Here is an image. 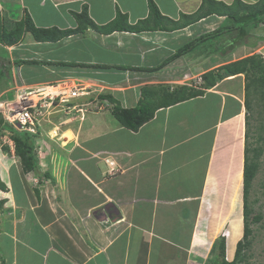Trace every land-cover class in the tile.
<instances>
[{
	"label": "crops",
	"instance_id": "obj_1",
	"mask_svg": "<svg viewBox=\"0 0 264 264\" xmlns=\"http://www.w3.org/2000/svg\"><path fill=\"white\" fill-rule=\"evenodd\" d=\"M149 1L0 0L1 28L28 17L40 31L38 37L28 31L13 44L0 42V97L18 75L28 85L78 76L94 89L104 88L92 98L110 104L100 95L111 94L122 107L134 106L146 84L183 85L177 82L194 64L170 77L167 64L142 69L156 67L190 41L194 47L168 69L184 55L199 53L190 57H198L191 85L200 89L206 72L200 71V44L206 47L200 35L216 29L224 16L192 20L202 0H152L159 14L146 22ZM84 8L97 26L119 12L122 24L133 28L77 31ZM263 26L250 29L251 43L205 53L208 62L215 60L207 67L217 70L249 56L262 41L257 31ZM243 97L244 75L236 73L216 80L202 95L157 108L136 131L106 118L109 106L68 115L49 133L65 149V155L47 153L52 174L39 167L25 171L17 156L0 151V264H205L219 237L233 257L243 231L236 207L243 181ZM61 125L66 130L60 129L59 141ZM55 126L45 123L44 131Z\"/></svg>",
	"mask_w": 264,
	"mask_h": 264
},
{
	"label": "trees",
	"instance_id": "obj_2",
	"mask_svg": "<svg viewBox=\"0 0 264 264\" xmlns=\"http://www.w3.org/2000/svg\"><path fill=\"white\" fill-rule=\"evenodd\" d=\"M260 6H256V4H246L241 0H233L230 5H226L221 1L216 0H202L200 4V10L192 17V20H197L199 18L205 17L211 13H215L219 16H224L223 21L219 24V26L209 33H203L200 35V41L212 42L215 40V45L219 43V48H224L221 52L226 53L228 50H234L237 46L245 45L249 42L251 38L250 29L259 25V22L264 20V2H261ZM149 8V16L144 20L150 21L151 17L158 16L159 12L156 5L152 0L148 2ZM239 10V11H238ZM122 16L119 12L116 14L114 20L103 27L97 26L90 18L87 17L86 8H84L83 12L79 14L77 17L78 20V28L77 31H82L88 26L91 28H100V30H106L108 32H112L113 30H126L124 28H130L127 30H131L133 26L126 27L124 24L120 23L119 17ZM23 21V20H22ZM21 21V22H22ZM14 24L12 29L4 30L0 27V42L2 44H13V42H17L20 39V36L24 35L26 32H31L38 35L40 32L38 29H35L32 22L28 17L24 19L22 23ZM136 30H141L140 27H135ZM232 32L231 35L228 32ZM106 32V33H108ZM221 36V40L216 42L217 36ZM228 35V36H227ZM38 37V36H37ZM254 37V36H252ZM255 38V37H254ZM257 38V37H256ZM227 41V42H226ZM194 47L193 41L186 43L180 49L176 50L173 54L166 57L159 65L152 68H144L142 70H156L170 61L174 60L178 56L184 54L188 50ZM211 52L215 53L211 46ZM216 49V48H215ZM254 59V55H249L244 58L229 62L227 64L219 66L217 70H209L202 75L203 83L200 85V89L195 88L192 85H175L173 89L170 87L163 85H144L141 87L140 97L137 103L134 106L130 107H122L117 100H114L111 94H102L101 98H108L112 103V113L114 117L126 128L136 131L138 130L146 121L152 118L154 112L157 108L168 106L189 98H192L197 95H202L204 90L209 88V86H213L216 80L222 79L227 75H234L236 73L246 74L245 65L249 60ZM23 61V60H21ZM27 62V60H24ZM23 61V62H24ZM3 66V65H2ZM244 69H242V67ZM123 69H139L138 67L131 66H122ZM223 71V73H222ZM222 73V74H221ZM262 80V77L256 78ZM205 88V89H201ZM244 90L246 91L244 98V106L246 110L252 109L255 99V95L264 96L262 91V86L259 81L246 83L244 86ZM251 95V96H250ZM259 98V96H258ZM262 98V97H261ZM250 99V100H249ZM248 115L246 116V119ZM3 129L9 130V138L13 141L14 154L19 158L20 165L25 171H38V161L36 158V147L34 143V138L36 134L29 133L27 131H19L10 125H6L2 123V119L0 117V134H3ZM247 130V129H246ZM247 138V135H246ZM5 147V146H4ZM7 148H3L4 151L8 152ZM254 151V150H253ZM248 145H245L244 149V162H243V189H242V199H243V232L241 239L236 243L235 247V255L234 260L227 262L224 258L225 253V240L223 237H219L216 241V246L220 250L222 254L221 264H235V260L238 259L241 250L248 244L249 236L252 233L249 215L251 213V209L248 205V194L251 188V182L253 177L256 174V171L259 167L258 156L260 150L255 149L254 154L249 155ZM0 188L4 189L3 183L0 181ZM2 201H0V209H2ZM260 219V215H253L250 218V221L256 222Z\"/></svg>",
	"mask_w": 264,
	"mask_h": 264
},
{
	"label": "rangeland",
	"instance_id": "obj_3",
	"mask_svg": "<svg viewBox=\"0 0 264 264\" xmlns=\"http://www.w3.org/2000/svg\"><path fill=\"white\" fill-rule=\"evenodd\" d=\"M247 1H249V3H247ZM261 2H264V0H246V2L243 1V3L256 4V6H260L262 4ZM21 21L22 20H19L17 22L20 23ZM118 21L120 23L123 22L121 19H119ZM17 22H15L14 24H17ZM261 26H263V25L258 26V29ZM12 28H10V29H12ZM261 29L262 30L257 31V33L259 35L264 36V26ZM228 34L231 35L232 32L229 31ZM24 35H25V33H24ZM24 35H22V36H24ZM22 36H20V39L17 42H19L21 40ZM221 36H223V35H221ZM221 36L220 35L217 36L216 42H219L221 40ZM205 44H206V47H204V46H202V44H200V71L205 70L207 72V71L211 70V68H209L207 66H209V64H211V66H213L215 63V60H213L214 62H212V61L208 62V60H207L208 58H206L204 53H206L207 51L211 52V50H212L211 46L214 50H216L215 51L216 54H220L224 50V48H219V43L215 45L214 39L212 40V42L208 41ZM257 44L258 45L256 46V49H255V47H253V49L249 50L250 51L249 55H252V56L254 55V59L249 60L248 63H246V65L244 67L246 70V74L245 75L243 74L244 75V86L246 85V83L254 82V80L259 81L261 86H262V91L264 94V61L259 56V54H257L258 51H261L264 48V43H260V40H258ZM181 47L175 48L174 51L180 49ZM98 52H100V51H98ZM14 53H15V55L19 54V52L18 53L14 52ZM239 53L243 54V55L246 54V52H239ZM197 54H199V53L195 52L194 54H190V56L193 57L194 55H197ZM184 56H185L184 59L178 60V63H177L178 68L177 69H173L174 67H177V66H175V64H173V67L169 70L168 66H169L170 62L164 68L166 71H169L168 77H170L171 75L174 76L175 74L182 73L184 71L186 72V68L187 67L189 68L190 64H194V66L191 65V67L189 68V69H191L193 67V70L191 71V73H189V72L185 73L186 77H182V79L177 82L180 84L186 83L187 85H189V84H193L192 81L195 79L194 75L197 72L196 68L198 67V65L195 64V62H197L198 57L192 58L189 56V54H186ZM126 58L133 59L132 56H129ZM178 58H181V57H178ZM229 58H233V57H228V59ZM236 59H239V58H236ZM124 60H126V59H124ZM128 63H131V62L128 61ZM38 66L40 67V65H38ZM207 68H209V69L207 70ZM244 68L242 67V69H244ZM194 69H196V71H194ZM215 69L216 68H214L213 70H215ZM0 72H1V70H0ZM206 72H204V73H206ZM222 73H223V71H222ZM141 74H144V73L142 72ZM0 76H1V74H0ZM260 77H262V80L256 79V78H260ZM148 79L149 78H144L142 80L147 81ZM201 80H203V79H201ZM201 89H205V88H201ZM245 94H246V91L244 90L243 102H244ZM258 96H259V98H258ZM252 97H255V99H257L254 102L252 109H250V110L244 109V111H245L244 112V121L242 122L243 123V132H244V136H245L244 137L245 138L244 147L246 144L248 145V148H249L248 154L249 155L254 154L255 149L260 150V153L258 156L259 167H258L256 174L253 177V180L251 182V188H250V192H249L248 198H247L248 199L247 200L248 205L251 209V213L249 215V222H250V227H251L252 233L249 236L248 244L241 250L238 259L235 260V264H264V96H262V94L261 95L258 94V95L252 96ZM112 107H113V103L110 102L109 108L112 109ZM200 110H202L201 107H200ZM104 115L106 116V118L114 117L113 113L110 114V112L107 113L106 111L104 112ZM247 115H248V118L246 119ZM207 117L211 118V116H207ZM66 119L67 118H62V116L60 118H58L57 122L55 121L56 123H53L56 126L51 127L52 129L50 128L48 130L47 135L50 136L49 133L51 131H54V130L58 131V128H56V127H58V123H60V121L66 120ZM47 127H49V126H47ZM63 127H65V125H61V128H59L60 134H61L60 129L66 130ZM47 135H45L44 139H43L45 143L42 144L40 146V148L36 149L35 154H38L39 158L44 159V160L43 159L40 160V162L42 164V167H40V169L43 168L46 171L50 170V172L52 174L54 169L52 170V164L50 165L46 162L47 153L49 155L50 152H53L54 154L55 153L57 154V152H60L58 154H64L65 155V152H63V151H65V149H64V147H61L59 145L56 138L52 140V139L48 138ZM246 135H247V138H246ZM8 138H9L8 134H5V135L3 134L2 136H0V151H3L6 154L11 153V152L14 153V148H13V144H12L13 141L11 142ZM9 145L13 149H10ZM6 146H8V152L3 150V148H5V149L7 148ZM36 157H37V155H36ZM39 158H38V161H39ZM61 166H62V163H61ZM45 170H41V172H44ZM242 185H243V182H242L241 187L239 189V193H238L239 198H238V201L236 203V207H238V209L241 212L240 226L243 229ZM1 212H3V210L0 209V214H2ZM253 215H260V219L257 220L256 222L250 221V218ZM235 235H236V233H235ZM234 253H235V251H234ZM234 253H233V257L224 253V258L226 259L225 261H227V262L233 261L234 255H235ZM221 259H222V254L220 253L218 246H216L215 254L214 255L210 254V256L207 257L205 264H221L220 263Z\"/></svg>",
	"mask_w": 264,
	"mask_h": 264
},
{
	"label": "built area",
	"instance_id": "obj_4",
	"mask_svg": "<svg viewBox=\"0 0 264 264\" xmlns=\"http://www.w3.org/2000/svg\"><path fill=\"white\" fill-rule=\"evenodd\" d=\"M258 53L264 58V48ZM95 87L97 89L79 81L78 76L33 85L20 80L12 85L10 97L0 99V113L13 128L40 134L45 123H56L61 116L81 115L105 107L106 103L100 101L97 95L92 98L94 91L99 93L104 90L102 85ZM87 95L91 97L87 102H73L75 98Z\"/></svg>",
	"mask_w": 264,
	"mask_h": 264
},
{
	"label": "clouds",
	"instance_id": "obj_5",
	"mask_svg": "<svg viewBox=\"0 0 264 264\" xmlns=\"http://www.w3.org/2000/svg\"><path fill=\"white\" fill-rule=\"evenodd\" d=\"M218 17H219V15H218ZM221 23V22H220ZM219 23V24H220ZM260 25H264V20L262 21V22H259V25L258 26H260ZM258 26H256V27H254V28H257ZM258 38H262V41H261V43H264V36H262V35H260V36H257ZM186 44V43H185ZM184 44V45H185ZM255 49H256V47H255ZM207 53V52H206ZM205 54V53H204ZM208 54H210V53H208ZM257 54H259V53H257ZM259 56L262 58V60L264 61V58L261 56V54H259ZM21 60H27V58L25 57V58H23V59H21ZM171 62V61H170ZM168 64V63H167ZM16 68H19L17 65H16ZM135 70V69H134ZM20 80H22V78L18 75L17 76ZM20 80H17V79H14V81H13V84H14V82H18V81H20ZM201 80V79H200ZM24 81V80H23ZM25 82V81H24ZM201 83H200V85L203 83V80H201L200 81ZM189 85H191V84H189ZM12 93H11V91L9 90V91H7V93H6V97H10V95H11ZM5 97H0V99H4ZM105 103H106V106L108 107L109 106V104H108V102H106V101H104ZM105 106V107H106ZM104 108V107H103ZM112 111V110H111ZM94 112V111H93ZM0 117H1V119H2V123L3 124H6V125H9V124H7L4 120H3V118H2V115H1V113H0ZM11 126V125H10ZM12 127V126H11ZM17 130V129H16ZM3 131V134L5 135V134H8L9 135V130L8 129H3L2 130ZM7 132V133H6ZM3 134H0V136H2ZM33 134V133H32ZM45 135H47V131H44V128H43V130L40 132V134L38 133V134H36V137L34 138V143H35V147H36V149H38V148H40V146L42 145V144H44L45 142L42 140L43 138H42V136L44 137ZM48 136V138H51L49 135H47ZM11 142H12V140L10 139V138H8ZM13 144V143H12ZM9 147H10V149H13V148H11V146L9 145ZM12 153V152H11ZM12 154H14V153H12ZM15 155V154H14ZM37 155V161H38V154H36ZM16 156V155H15ZM42 158H39V161H38V167L40 168V167H42V164H41V162H40V160H41ZM38 168V169H39ZM243 182V181H242ZM242 189H243V185H242ZM243 232V231H242ZM242 237V236H241Z\"/></svg>",
	"mask_w": 264,
	"mask_h": 264
},
{
	"label": "bare ground",
	"instance_id": "obj_6",
	"mask_svg": "<svg viewBox=\"0 0 264 264\" xmlns=\"http://www.w3.org/2000/svg\"><path fill=\"white\" fill-rule=\"evenodd\" d=\"M63 138H64V136H63L62 134H59V135L57 136V139H58L59 141L63 140Z\"/></svg>",
	"mask_w": 264,
	"mask_h": 264
}]
</instances>
